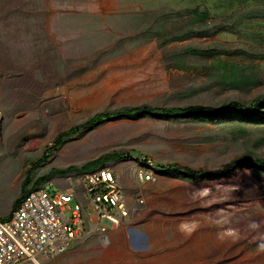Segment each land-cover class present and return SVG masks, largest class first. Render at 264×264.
I'll list each match as a JSON object with an SVG mask.
<instances>
[{
    "label": "rangeland",
    "instance_id": "obj_1",
    "mask_svg": "<svg viewBox=\"0 0 264 264\" xmlns=\"http://www.w3.org/2000/svg\"><path fill=\"white\" fill-rule=\"evenodd\" d=\"M255 6L0 0V217L11 213L27 170L29 190L51 169L124 154L101 167L123 187L126 224L105 242L99 234L79 238L40 264H264V182L254 167L204 178L156 167L211 172L264 158V119L135 116L103 122L50 151L58 134L96 113L263 100L264 19L243 15ZM43 155L47 162L31 169ZM140 172L150 179L141 183ZM79 178L55 176L37 187L74 191L89 206Z\"/></svg>",
    "mask_w": 264,
    "mask_h": 264
},
{
    "label": "built area",
    "instance_id": "obj_2",
    "mask_svg": "<svg viewBox=\"0 0 264 264\" xmlns=\"http://www.w3.org/2000/svg\"><path fill=\"white\" fill-rule=\"evenodd\" d=\"M138 178L144 183L150 176L140 172ZM79 181L89 206L74 191L48 192L43 185L31 190L9 215L0 217V264L56 258L79 238L99 234L105 242L108 232L126 224L131 208L112 172L99 168L80 176Z\"/></svg>",
    "mask_w": 264,
    "mask_h": 264
},
{
    "label": "trees",
    "instance_id": "obj_3",
    "mask_svg": "<svg viewBox=\"0 0 264 264\" xmlns=\"http://www.w3.org/2000/svg\"><path fill=\"white\" fill-rule=\"evenodd\" d=\"M249 0H242V3H246ZM256 2V6L245 11L243 15L249 17H258L264 19V0H252ZM260 58L264 59V55H261ZM264 106L263 100H255L249 103L248 105H242L237 102H230L226 105L220 107H209V106H200L193 105L185 108H151L146 106L131 107L116 111L110 112H101L96 113L93 116L89 117L84 123L72 127L69 130L62 132L57 135L53 142V146L50 148V151H56L62 144L70 139L73 136L80 135L85 133L99 124L107 121L119 120L124 118H130L135 116H145V115H158L168 118H191L195 116H205L209 118L220 117L225 114H230L233 112H238L242 117L251 118L257 117L259 119H264V112H261V108ZM134 154V153H133ZM124 154L122 153H111L105 154L98 157L95 160L89 161L84 164L82 167L78 168L75 166H68L64 169H51L46 176H43L35 182L34 186L27 190L26 186L31 182V170L25 172V178L21 185V194L18 199L13 203L12 211L19 205L22 199L31 191L36 189L37 185L46 182L50 178L55 176H67L70 174H76L82 176L86 173L95 171L96 169L102 168L101 166L107 163H113L122 159ZM137 159H140V154H135ZM47 155H43L39 160L35 161L31 165V169L40 167L41 165L47 162ZM128 156L126 155V158ZM144 163L146 164L147 158H145ZM247 164L254 167L255 174L259 177L261 181L264 182V158L255 159V160H242V161H233L226 168L211 172H202V171H192L187 167H181L177 164H172L169 166L156 165L160 170H172L174 172L182 171L185 174L193 177H225L227 174L234 171V169L240 164ZM38 188V187H37Z\"/></svg>",
    "mask_w": 264,
    "mask_h": 264
},
{
    "label": "bare ground",
    "instance_id": "obj_4",
    "mask_svg": "<svg viewBox=\"0 0 264 264\" xmlns=\"http://www.w3.org/2000/svg\"><path fill=\"white\" fill-rule=\"evenodd\" d=\"M32 264H40V262H38V260L35 258L31 261Z\"/></svg>",
    "mask_w": 264,
    "mask_h": 264
}]
</instances>
